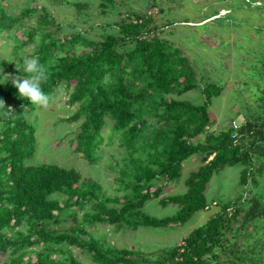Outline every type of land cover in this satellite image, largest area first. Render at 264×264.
I'll use <instances>...</instances> for the list:
<instances>
[{"label": "trees", "instance_id": "obj_1", "mask_svg": "<svg viewBox=\"0 0 264 264\" xmlns=\"http://www.w3.org/2000/svg\"><path fill=\"white\" fill-rule=\"evenodd\" d=\"M99 1L103 9L114 4ZM250 1L255 0H243L248 6ZM34 13L27 7L9 14L0 0V36L8 34L13 40L11 54L16 59V64L3 60L0 65L16 77L18 70L23 72L24 56H38L48 66L42 87L49 99L59 86L68 90L66 104L76 108L58 121L79 124L70 143L87 164L98 162L106 120L112 122L110 131L122 152L118 161L107 165L116 174L114 196H106L96 181L73 169L26 165L36 140L25 114L34 104L16 95L12 82L0 85V254L6 255L0 264H82L71 248L94 264L243 261L246 255L236 249V239L253 237L264 222V115L244 119L235 140L231 126L211 131L208 109L222 87L201 82L181 50L160 35L153 16L127 10L115 23V32L92 40L79 32L61 35L44 8L31 23L28 18ZM26 46H32L29 54L22 53ZM193 89L203 96L200 106L172 97ZM194 155L201 165L184 180L186 191L163 196L165 186L178 182L183 161ZM235 165L242 166L241 194L219 203L213 217L180 244L144 253L106 245L87 230L95 224L112 226L116 232L184 224L208 208L204 193L211 177ZM151 199L179 210L163 219L148 216L143 207ZM236 223L239 226L233 227ZM260 256L249 257V263L257 264Z\"/></svg>", "mask_w": 264, "mask_h": 264}, {"label": "rangeland", "instance_id": "obj_2", "mask_svg": "<svg viewBox=\"0 0 264 264\" xmlns=\"http://www.w3.org/2000/svg\"><path fill=\"white\" fill-rule=\"evenodd\" d=\"M113 3L103 9L99 0H2L9 14H18L30 7L36 10L28 18L29 22L34 23L37 14L44 8L54 18L61 35L79 32L92 40H99L104 33L115 32V23L125 16L127 10L147 14L157 8L153 17L156 24L161 26L160 35L181 50L189 64L196 69L202 83L211 82L222 87L221 93L212 99L208 109L214 124L210 130L216 133L227 129L232 121L239 126L244 119L264 115V7L259 10L255 8L264 6V0H255L249 6L243 0H113ZM55 29V26H50L51 31ZM13 44L8 34L0 36V63L10 60L16 64L11 54ZM31 48L24 47L22 53L29 54ZM0 74L9 75L10 82L13 78H19L1 65ZM67 97L68 90L59 86L48 103L34 104L25 114L26 120L34 127L36 144L34 155L24 163L29 166L53 164L73 169L83 178L96 181L106 196H114L113 179L116 174L107 165L113 159L118 161L121 158L122 149L118 147L117 136L110 131L112 122L106 120L103 126L98 162L95 165L87 164L79 154L74 153V144L70 143L79 124L58 121L76 108L66 104ZM172 97L196 106L203 103L199 89ZM200 165L196 155L183 161L178 182L165 186L163 196L183 194L186 191L184 180ZM241 170V165H235L214 174L204 193L208 208L196 212L184 224L139 227L135 231L122 229L118 232L112 226L95 224L87 227V230L94 238L116 248L149 253L173 247L180 244L192 230L203 226L222 204L234 201L241 194ZM247 197L248 192L245 194ZM178 210L175 204L162 207L157 200L152 199L143 207L148 216L157 219L171 217ZM238 226L239 223H236L233 227ZM258 228V233L255 232L253 237L239 236L236 239V249L247 257L234 264H250L248 258H255L258 253L261 256L257 258V264H264V250L260 251L264 249V222ZM251 229L248 228L249 231ZM227 238L230 242L234 240L230 233ZM71 253L82 264H94L76 248H71ZM219 255L222 259L228 258L222 253ZM5 258L6 255L0 254V260L5 261Z\"/></svg>", "mask_w": 264, "mask_h": 264}, {"label": "clouds", "instance_id": "obj_3", "mask_svg": "<svg viewBox=\"0 0 264 264\" xmlns=\"http://www.w3.org/2000/svg\"><path fill=\"white\" fill-rule=\"evenodd\" d=\"M21 68L23 72L17 69L20 78L12 79V84L16 89V95L21 98H27L29 102L35 105L48 103V93L42 87L43 82L48 79V66L41 63L38 56L33 55L22 58ZM8 79L9 75L0 74V85L4 84Z\"/></svg>", "mask_w": 264, "mask_h": 264}, {"label": "built area", "instance_id": "obj_4", "mask_svg": "<svg viewBox=\"0 0 264 264\" xmlns=\"http://www.w3.org/2000/svg\"><path fill=\"white\" fill-rule=\"evenodd\" d=\"M254 2H255V1H254ZM254 2L250 1V4H253ZM259 5H260V4H259ZM154 12H157V8L153 9V11L148 12L147 14H145V16H153V15H154ZM231 127H232V129H233V132H232L231 137L233 138V140H235V139L238 137V135H237V129H238L239 126H237V125L235 124V122L232 121V123H231ZM235 142H236V141H235ZM244 198H245V194H244V196H243V200H244Z\"/></svg>", "mask_w": 264, "mask_h": 264}]
</instances>
